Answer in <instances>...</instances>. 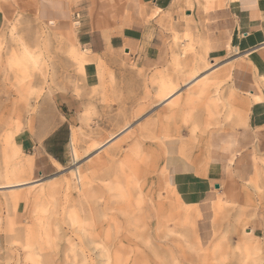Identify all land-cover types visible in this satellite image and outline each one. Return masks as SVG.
Instances as JSON below:
<instances>
[{
    "label": "rangeland",
    "instance_id": "rangeland-1",
    "mask_svg": "<svg viewBox=\"0 0 264 264\" xmlns=\"http://www.w3.org/2000/svg\"><path fill=\"white\" fill-rule=\"evenodd\" d=\"M237 1L0 0V264H264V151L248 124L264 77ZM201 61L197 81L158 103L160 79ZM59 127L63 158L44 168L41 140ZM192 168L197 196L149 239L134 215L147 192L172 202L173 170ZM15 180L28 183L2 187Z\"/></svg>",
    "mask_w": 264,
    "mask_h": 264
},
{
    "label": "crops",
    "instance_id": "crops-1",
    "mask_svg": "<svg viewBox=\"0 0 264 264\" xmlns=\"http://www.w3.org/2000/svg\"><path fill=\"white\" fill-rule=\"evenodd\" d=\"M153 1L154 4L158 6V8L166 9L169 8L171 4H174L176 1L179 2L180 0ZM233 10L234 15L237 18V26L239 29H241L243 35L245 36L246 44L248 45L249 51L247 56L250 60L249 67L252 70L253 74L264 77V3H256L255 5H251L248 0H238L234 5ZM103 37L106 43V48H110L109 36L104 33ZM89 45H92L90 41ZM90 51L94 54L98 53L93 50ZM259 99H261V97L258 96V100ZM251 109L252 110L248 118V124L249 126H252L253 129L255 146L259 147L261 151H264V102L261 101L259 102V104L257 103L252 105ZM65 143L66 142L65 140H63L62 136V130L60 129V127L56 128L54 131L42 138L40 143L42 152L38 154L35 162L43 158L44 162L42 166L44 168L53 167L54 164L59 167L60 160L63 158ZM169 158H172V163L170 165L171 169L181 165L182 163L186 164L184 162H176L177 159H175L174 157ZM224 158L225 156L222 155L218 157V161ZM223 163H225L227 166L226 161H223ZM215 164V162H211V166H215V172H211L212 175L219 174V166H216ZM193 172V168L190 171L187 170L182 172H174L176 175H181V177L174 179V185L176 186L177 193L182 197V199H184L183 202H185L187 199H192L193 197L197 196L189 194L190 190L194 191L198 189V187H200V185H198L197 183L192 182L196 176L193 174ZM185 183L187 184L184 185ZM186 189L187 192L182 196L179 192H183V190Z\"/></svg>",
    "mask_w": 264,
    "mask_h": 264
},
{
    "label": "bare ground",
    "instance_id": "bare-ground-1",
    "mask_svg": "<svg viewBox=\"0 0 264 264\" xmlns=\"http://www.w3.org/2000/svg\"><path fill=\"white\" fill-rule=\"evenodd\" d=\"M203 60H204V63H206L205 59H203ZM209 63H207L206 65H208ZM81 64H82V61H81ZM199 64L201 65L202 61L198 62L196 65H194V67L192 66L190 71L186 75V77L180 79L179 81L178 80L164 81V80L160 79L158 81V103L168 102L172 98V96H174L177 93V91H178L177 89L181 86L180 83H183L184 85L189 86V85H191V83H194L195 81H197L198 70L205 66V65H202L200 67ZM221 75H216L212 82L215 83L217 81H220L222 79V76L225 74H223L222 76ZM208 86H209V84L207 82H203V84L201 85V87L199 89L200 93L205 92L207 90ZM175 112H178V109L173 110V113H175ZM173 113H171V114H173ZM124 129H126V128H124ZM122 131H124V130H122ZM112 137H115V136H111L107 140V142L110 139H112ZM73 141H74V134L72 132L70 135L71 155L73 156L74 160H77L78 159V152H77L76 148L73 146ZM99 147H102V146H99ZM221 153L223 156H225V158L221 159L220 162L223 163V161H226V163H227V166H226L227 169L226 170H227L228 174L231 176V173H233L232 172L233 169H235L236 161L233 162V155L231 152L229 153V152H226L223 150V151H221ZM241 156H243V154L240 155V157ZM212 167H213V169H212ZM214 168H215V166H211V170H212L211 172H215ZM72 171L74 173L75 179L80 180V177H79L80 172H79V168L77 165L72 169ZM173 171L175 172V171H177V169H175ZM174 172H172V174L169 178V181H168L169 186L172 187L173 193L172 192L171 193L174 194V197H175L174 200L172 202H169L168 200L166 201V200L156 199L155 197L156 196L159 197L160 194L152 189V191H154V192H151V191L147 192L148 197H147L146 204L143 207H139L137 209L139 214H134L136 217L135 219L137 220V218H138V220H140L139 222H141L142 225H144V226L147 225L148 228L151 226V230L144 233V235H146L149 239L154 240V239L164 238L166 234L163 230L166 228L167 222L171 221L172 219H176L179 221V218L181 216L183 199L177 193V191L174 189V183H173L175 178H179L181 176L176 175ZM26 183H28V181H25V180L17 181V180H15V181L7 182L2 187L9 188V187H14V186H20V185H23ZM158 192H159V190H158ZM130 219H134V218L131 217ZM138 220H137V222H138Z\"/></svg>",
    "mask_w": 264,
    "mask_h": 264
},
{
    "label": "water",
    "instance_id": "water-1",
    "mask_svg": "<svg viewBox=\"0 0 264 264\" xmlns=\"http://www.w3.org/2000/svg\"><path fill=\"white\" fill-rule=\"evenodd\" d=\"M74 25H78V22H75Z\"/></svg>",
    "mask_w": 264,
    "mask_h": 264
}]
</instances>
